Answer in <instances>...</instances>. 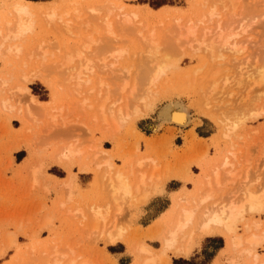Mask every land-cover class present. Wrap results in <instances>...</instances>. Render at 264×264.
Listing matches in <instances>:
<instances>
[{
	"label": "rangeland",
	"instance_id": "rangeland-1",
	"mask_svg": "<svg viewBox=\"0 0 264 264\" xmlns=\"http://www.w3.org/2000/svg\"><path fill=\"white\" fill-rule=\"evenodd\" d=\"M116 1H119V3H122L124 5V11L127 12L129 10V13L130 11H135L138 16H136L137 18H135L136 21L140 20L139 23H144V25H142L141 27V25H137L138 22L135 24L138 26H136V28L133 27L134 24L133 26L129 25V27H133L138 30L136 31L135 29H133L137 32H135L137 34L136 36H134V33L132 34L130 32L132 30L128 27L130 31H127L128 29H125L126 31L124 32L122 31L121 34L123 37L121 36L122 38L120 37L117 42H115L116 40H111V42H114L112 43L114 44L113 46L111 42L108 43L109 46H112L109 48V50L101 49L100 51H98V53L104 51V56H107L105 57V60H110L108 62L104 61V64L106 65L102 64V59L100 58L98 53V57H96L97 55L95 53L93 54L88 51L87 57H90V54H92V57L90 58L94 65L91 64L93 65V68H91L92 70L87 69L88 71H84L87 76L86 74H82V81L78 80V83L80 85L78 83L76 84V79L71 81L67 80V72L66 70H64V68L62 69L60 66H58L60 65L58 62L61 61L60 59L62 57L61 53H63V47L64 49L69 48L70 42L72 40L74 42L76 41L77 43L80 42V40H84V34H87L88 30L91 29L92 24L90 23V26L87 27L89 29H87L84 28L81 22H84L83 20L88 19L84 17L85 15L87 17L89 6H97V4L99 5L102 0H55L54 2H49V5L51 4V6L53 5L55 8H57V12L63 16V19H66L67 17L71 20L73 18L74 22L72 20H69L70 31L65 29V26L63 25V23L65 22L61 23V20L58 21L56 19L53 21L59 27L56 25L55 27L53 21L51 20L54 26L52 28V25H50V21L48 20L50 23L49 24L46 19H43L41 17V14L39 15L40 22H38V20L34 26V32L30 36L31 39L28 37V39L23 44L24 48H22L21 50L23 52L19 53L18 55H0V100L7 98V104H10L9 106L6 105V107L3 106L2 102L0 101V248L7 245L8 235H12L15 238V244L11 247H6L4 254L0 256V264H41V262L42 264H44L43 260L41 261L43 255L45 253L47 255L48 253H51V255L49 256H52L55 250H65V252L63 253H67V257H75L78 254L77 259H86L85 261L87 263L89 262L88 264H142L141 259H144L146 254L137 249L139 248V245H148L153 248L154 252L157 250L159 252V250H161V237L164 236V233L165 235L167 234L166 231L168 229V226L163 222L161 223L159 219L160 217L162 218V216H164L166 210L172 202V198L180 193H186L189 188L192 187L191 180L201 172V168L199 167L198 163L204 162L205 160L215 159L220 154H224V152L226 153L231 151L233 153L234 156L232 159L234 164H236L233 167L235 168L234 171L238 173L237 179L229 183L224 188L225 194H227V192H230L232 189V191L236 190L239 185L242 186V179L243 181L244 179H246V186H248L247 188L251 189L252 191H259L261 190V186L263 187L264 185L262 184L264 182V95L262 94V92L264 90L262 92H258L257 90L260 88H258L256 84L255 86H251V84L255 83V77H253V75L256 76V74H253L254 67L252 65L254 56L256 59H259L263 56V54L261 53L263 52L262 50H264V0H233L232 4H236L234 6L235 8L230 6V1L229 3H227V1L225 5L216 2L214 3V5L216 6L215 14H218L212 17L207 14L208 6L211 5L208 0H206L205 4L203 3L205 0ZM72 2L74 6H77L78 9L80 8V10L77 9L76 11L74 10V12V6H72ZM208 3L209 5H207ZM84 7L87 8L86 11ZM70 8L71 14L67 15L64 10L67 11ZM232 8H234V10ZM0 13H2L1 10ZM204 13L205 17L203 19L205 21H207L208 17V23L206 22L205 25L211 27H213V24L217 21V19H220L221 25H224L226 23L224 25V28L226 25L228 27L230 23H232V28H234L235 26L239 27L245 24L247 26L249 24V26H247V29L250 30L246 29L247 33L243 32V35L241 34V36L234 40L240 41V43L242 42L243 45L245 44L244 52L242 54H231L229 51L224 50L223 53L220 52V55H218L222 59L218 58V56L217 58H210V56L208 57V55L205 56V53H202V51L199 52L200 50L196 52L194 49L193 52V49L189 48L188 45L181 44L183 46H181V48H178L179 56L177 55V52H173V56L175 54V58L179 57L177 58L178 69H171L172 71L166 70L160 76L159 80H157L156 83H159H154V86H150L151 89L149 90V92L155 91L157 93L155 96L156 99L154 101L155 103L153 108L149 110L145 115L136 117L132 122L122 121V123L120 124V121L117 120L116 123L118 122V124L122 126H119V129H116V132L115 130H113L115 129L114 127H117L115 126L116 123L113 124L114 126L111 123H107L108 125L105 123L107 125L106 126L104 124V121L100 119L101 116H99L100 112L98 104L100 105V101H102V98H104L103 95H107V97L109 96V99H107L108 101H106L107 103H112L116 101V99V103H123V97H126L128 95L129 89L126 91L127 95L126 92H123L125 95L123 93L119 94V92H117V85H119L120 81H122L123 78L127 80V82L129 81L128 83L133 82L130 81L131 79L135 78L134 82L137 80V78L134 76L135 73H131L137 72L132 68L135 67L136 62L138 63V61H136L139 55L137 54V52L139 51V47L142 46L141 42L139 40L137 41V39L140 38L137 37L140 33L139 29L143 30L141 31L142 33L147 34L149 31L148 29L152 28L155 31V34H157L156 36H159L158 39L161 42V40H166L168 38L167 36H169L164 34L167 33V28L169 26H173L174 22H176V20L178 19L179 23H187L188 20H191L195 24H198V28H201L199 26H202L203 24L201 23L200 25V23H198L199 21L197 22L196 20L200 18L201 14L204 15ZM64 14H66V16ZM175 17L177 19L173 21L172 18L175 19ZM178 17H180L181 19ZM244 17L245 19L243 20L242 18ZM247 18H249L250 22L249 20H247ZM43 20H46L45 22H47L48 25L47 23L45 25ZM242 20L244 21V23H241ZM251 20L253 23L251 22ZM58 22L61 23V26ZM40 23L42 24V26ZM71 23H76L73 25H76V30L77 26L80 29L82 28L83 30H79L78 28L77 32L74 27H72ZM79 23H81V27L79 26ZM44 25L47 27H45ZM60 27L64 29L65 34L64 31L62 32ZM58 31H61L64 36ZM76 32L77 34L75 35ZM70 33H73V35H69ZM129 33L131 34L129 35ZM61 36L63 37L61 38ZM128 36L130 37L128 38ZM29 40H31L30 44L28 42ZM119 40L122 41L120 42ZM127 40L129 41V43ZM101 41L102 43L103 41L105 42L106 38L102 39ZM67 42L69 44H67ZM138 43L141 46H139ZM38 44H42L41 47L43 46L44 49H47V54L44 55V53L39 50L37 46ZM71 44L74 45L73 42H71ZM34 45H36V47ZM116 46H123L128 48V52H130L129 54L136 52L135 55L137 54V58H135L136 56L134 54L129 56L128 53H125V55H123L121 59L119 57L116 58L113 56H109V53L108 55L107 53L105 54V52L110 51V49L112 50L116 48ZM32 47L36 52L37 50L38 52H40H37L36 55H33V50L31 54L29 50L30 48L32 50ZM91 50L92 49H90V51ZM40 53H42L43 55ZM256 53L259 55L261 54V56H256ZM28 55H30L31 57L29 56V58ZM101 55L103 54L101 53ZM244 55L248 56L245 58ZM230 56L234 57L231 58ZM97 58L99 61L97 60L96 62L95 59ZM115 58L118 61L114 62ZM249 58H251V60ZM48 63L50 65H48ZM137 63L135 68H138ZM238 63L239 65H236ZM45 65H48V67ZM42 66H44V68ZM123 66L128 74H126V72L124 71ZM126 66L129 67L128 70H126ZM45 67H47V69H45ZM241 67H243L242 69L245 72L240 69ZM60 68L65 72L63 71V73ZM112 68L115 73L118 72V74L115 75L114 71H112ZM130 69L132 70V72ZM215 69L219 70L216 71ZM120 70L123 72H121ZM29 71L33 72V74L36 73L35 71H37V73L39 71V74H36L35 76ZM139 72L140 70H138V73L135 75L137 76ZM141 73L142 72H140V74ZM244 73H246L247 75ZM250 73L253 75H251ZM28 74H32L30 76L34 78L30 77ZM44 74H46L48 77ZM240 74L243 75V78ZM131 75L134 76V78ZM249 75H251V77H253L254 79L250 78ZM23 76H26L27 78L30 77L29 82H27L28 80L22 81ZM42 78H44V81ZM86 78H88L89 80L86 81ZM96 78L100 79H98V82H102L100 86L98 83L96 84ZM213 78L215 81H211V79ZM102 79L104 82L102 81ZM223 79L225 81H223ZM2 80H5L7 82H5V84H2ZM167 80H169L168 82L171 83L169 84ZM229 80L233 81L229 82ZM210 82H213L214 84L211 85ZM223 82L227 87L224 86ZM161 84L165 85L161 86ZM215 84L217 87H214ZM22 85H25V87H27L28 89L27 93L26 91H24L26 94L23 91H21L23 93H20V90L18 91L19 86L23 87ZM249 85L251 87H249ZM98 86L100 87V89L98 88ZM15 88L17 91L15 90ZM215 88H217L218 91ZM98 89L100 91H97ZM214 90H216V92ZM249 90L251 91L249 92ZM9 91H12L11 93H13V95L11 94V97ZM107 91L112 93L110 94ZM260 92L262 94L261 97L259 96ZM254 94L259 97L257 98ZM26 95L28 96V99ZM30 95L33 96V99L31 100ZM218 95L220 98L218 97ZM127 97H129V95ZM28 100H30L29 103L27 102ZM170 101L178 103L179 106H181L180 108H183L186 111V115L188 116L189 121L183 126H177L175 132L174 130L171 132L167 130L168 127L171 126V123L167 121V123L161 122L160 118H158L157 116L158 109L164 106L166 102ZM107 103H105V109L103 108L105 112H107L106 109H108L106 108ZM217 104H219L220 106ZM27 105L28 108L30 106L32 108L30 107L29 109H27ZM109 105L112 106L113 104H107V106ZM211 106L213 107L211 108ZM261 106H263V108ZM31 109L32 111H29ZM253 111H255V114H259L255 115L253 114ZM30 112L31 114H29ZM225 112L227 114H225ZM231 113H233V115ZM243 114H246V117L244 115L245 120L243 119V121H241L242 118H244ZM217 117L220 118L218 119ZM238 118H240L241 120ZM236 120H238L237 122L240 121L239 124L237 122L235 123ZM219 121L221 122L219 123ZM226 121H228L230 124ZM231 121L233 123L232 126ZM153 125H158L157 130L155 129L154 131V129L152 128ZM227 126L230 128L232 127L231 129L229 128L230 130H232L234 127L235 129H233L230 133L229 129H227ZM133 127L135 130L133 129ZM136 130L138 131V134ZM189 131H191V135L190 133L188 134ZM221 132H223V134ZM192 133H195L194 135L197 136L198 139H200L196 142V144L194 139L191 140ZM78 142L80 143V145L78 144ZM69 143H75L76 145H74L79 148L81 146L80 149L82 150L81 153L73 159V163L70 166L71 169L69 168L70 172L66 170L68 169L67 167L58 164V162L55 160L58 154V152L56 151L63 150L61 149V147L63 146L64 148V145H69ZM193 143L195 146L193 145ZM99 147L106 149L105 152L107 154H105V152H101L100 155ZM94 150H98L97 152H99V154ZM53 152L56 154H54ZM43 156L45 157L44 160L42 158ZM93 156L96 157L94 158ZM140 156H142V159H146L147 162L143 160L144 165L142 164V167L139 166L137 168L135 164L139 158L141 159ZM148 156L149 160L154 159L153 162L148 161V158H146ZM103 157H105V159L106 157L108 159H112L114 167H112L111 174H113L115 169L122 172L124 171V173L126 175L128 174L129 177L130 175H132V183L133 181L134 183H136V178L133 177L137 175V173H139V170H145V174L152 172L153 174L151 175L153 176H151V178H147L149 180L152 179L157 182L160 180V178H162L163 173L165 172L167 174L169 173V170L170 172H176L178 174V177L167 178L165 181H163L162 184L158 185L159 187L156 186V188H151L153 182L152 180L149 181L148 179H145L146 182L143 185L144 188H151V191L153 192H150L147 200L136 202V199L133 198H137V196H128L127 200L123 199L121 203L120 198L119 202L121 203V205L119 202L118 205H120V208L122 210L120 208H117V210L115 211L116 208L114 205H116V207H118V205L116 204V201L111 202V199L113 197L111 198V196L107 194L109 193L108 190L110 191V187L105 181H103L107 180V178H105L104 176L106 174L105 170L107 167L104 165V170V168L101 166V169L104 170L105 174L103 173V170L101 171L100 165L96 167L97 172H95V166L98 165L99 161L100 164L104 160ZM38 158H40L41 160ZM78 158H80V160H78ZM95 161L97 162L95 163ZM37 162L38 166L41 165V169L37 173V175L33 177L30 171L33 167H31L32 165L30 164L36 165ZM151 163H153L154 165H158L156 166V168L158 169V171H156L157 174H154L155 171L151 169L149 170V168H152ZM145 164H147V167L145 166ZM80 165L82 166V168H78V166ZM35 167H37V165ZM130 167L131 171L133 168L134 172L132 171V173L134 174V176L133 174H129L130 171H128V169L130 170ZM68 172L69 174H73L74 176L72 178L73 184L70 186L61 183L65 179H67V175H69L67 174ZM101 172L103 175L101 174V177H99V173ZM107 172L110 173V169ZM111 174L109 175L111 176ZM187 174H190V177H188ZM154 175H158V177L155 178H159V180H156L154 178ZM261 175L263 177H261ZM106 176L108 175L106 174ZM192 176H194V178ZM252 177H254L255 179ZM146 183L148 184V186L146 185ZM103 184L105 185V188ZM237 184L238 187H236ZM65 185L67 187H71L68 189L73 190L71 192L72 194L70 193L71 190H68L66 187H62ZM106 187L109 188L106 189ZM104 189H106L107 191ZM136 195L139 196V194ZM105 203L108 206H105ZM97 206L100 207L101 212L103 211L102 214H104V217H107L103 219V227L101 225L102 223L98 222L96 224L97 230H95V232H92L94 229H96V225H94V229H91V227L93 228V225L91 226V224H94V222L93 220H91L92 215L90 214V210L93 211V209H95V207ZM119 209L123 212L122 213L120 211L122 214L119 213ZM104 211H106L107 213ZM114 211L116 214L114 213ZM87 214H89L90 216ZM254 216L258 218L261 223L264 222V212L259 214V216L253 215L248 217ZM88 217H90L91 219ZM112 220L115 221L113 222ZM159 221L161 224L159 223ZM110 222H112L113 224ZM106 223L107 230H109V226L111 227L114 224V228H112L113 230L117 225L119 226V230L120 227L121 230H123L120 231L122 232L121 238H119L113 244H109L106 241ZM261 227H264V223ZM98 231H101L100 234ZM238 231L243 232L242 226L239 227ZM137 251H139L140 253ZM256 251L259 254L258 258L260 257L258 260H264V242L257 248ZM229 252L231 253V256L229 255ZM244 254L246 253L239 252L237 249L226 247L225 238L219 233L203 236L201 239L197 240L186 256L175 255L171 252H167V255L170 259L169 264H234L235 261L237 262L235 264H238L239 262L240 264H250V261L252 262L251 256L247 254L244 256ZM37 256H40V259H37ZM228 256H230L231 258L229 257L230 259H228ZM232 258L236 260H232Z\"/></svg>",
	"mask_w": 264,
	"mask_h": 264
},
{
	"label": "bare ground",
	"instance_id": "bare-ground-1",
	"mask_svg": "<svg viewBox=\"0 0 264 264\" xmlns=\"http://www.w3.org/2000/svg\"><path fill=\"white\" fill-rule=\"evenodd\" d=\"M51 1H55V0H0V10L2 11V13H0V55L2 56V55H4V54H7V56H8V54H10V55H18L19 53H21V52H23V51H21L22 50V48H24L23 47V44H24V42L28 39V37L30 38V36L33 34V32H34V26H35V24L37 23V21L39 20V15H41L42 14V18L43 19H46L47 20V22L49 23V21H50V25H52L51 27L53 28L56 24L54 23V21L53 20H61V23L62 22H65V23H63V25L65 26V29H67L68 31H70V21L72 20L73 21V18L70 20L69 18H67L66 17V19H63L62 17V15L61 14H59L58 12H57V8H55L53 5L51 6V4L49 5L48 3L49 2H51ZM76 1V0H75ZM85 1H87V0H85ZM202 1H204V0H202ZM209 1V3H211V5H209V3L207 4V5H209L208 6V11H207V14L209 15V16H214V15H217V14H215V8H216V6L214 5V3H216V2H219V3H221L222 5H225L226 4V2L227 3H229V1H230V3H231V5L230 6H232V7H234L235 5H234V3L232 4V2H233V0H208ZM235 1V0H234ZM52 2V3H53ZM63 2V1H62ZM80 2V1H79ZM205 2H206V0L203 2L204 4H205ZM65 3V2H64ZM85 3H87V2H85ZM202 3V2H201ZM212 3H213V5H212ZM236 3V2H235ZM59 4V3H58ZM72 4H73V2H72ZM69 5H71V4H69ZM79 5H80V3H79ZM86 5V4H85ZM90 5V4H89ZM62 6V5H61ZM72 6H74V4L72 5ZM83 6V5H82ZM60 7V6H59ZM58 7V8H59ZM80 7V6H79ZM224 8V7H223ZM235 8V7H234ZM234 8H232L233 10H234ZM66 9V8H65ZM78 8H77V6L75 7L74 6V8H73V11L75 10H77ZM82 9V8H81ZM84 9H85V11L87 10V8H85L84 7ZM89 11H87V17H86V15H85V17L84 18H88V19H85V20H83L84 22H81V20H80V22L83 24V26H84V28H87L88 26H90V23L92 24V26H91V29L90 30H88V32H87V34H84L85 36L83 37L84 38V40L83 41H81L80 40V42H74L73 40L71 41V42H73L74 43V45L73 44H71V42H70V45H69V48H67V49H64V47L62 48L63 49V53H61L62 55V57H61V61L60 62H58L60 65H58V66H60L62 69L64 68V70H66V72H67V80H69V81H71V80H75L76 79V84L79 82V81H82V74H86V73H84V71H86L87 69H90V70H92L91 68H93V63H92V60H91V58L90 57H92V54H90L91 56L90 57H87L88 55H87V53H88V51L89 52H91V53H95L96 55V57H98V54H99V56H100V58L102 59V64L103 65H106V64H104V61H106V62H108V61H110V60H105L106 58L105 57H107L106 55L104 56V51L102 52H99L98 53V51H100L101 49L103 50V49H106V50H109V48L110 47H112L114 44H112V43H114V42H111V40L112 41H114V40H116L115 42H117L118 41V39L122 36V34H121V32L123 31H126L125 29H128L127 31H130V29L133 31H130L132 34L134 33L135 35L134 36H136L137 34V32L136 31H138V30H136L135 28H136V26L137 25H141V27H142V25H144V23H139L140 22V20H137L136 21V19L135 18H137L138 16H137V14L135 13V11L134 12H131L130 11V13L127 11H124V5L122 4V3H119V1H116V0H102V2L98 5L97 4V6H92V5H90L89 6ZM220 9V8H219ZM63 10V9H62ZM78 10H80V8L78 9ZM121 10V11H120ZM224 10H226V9H224ZM223 10V11H224ZM61 11V10H60ZM65 11V13L68 15V14H71L70 13V11H71V8L69 9V10H64ZM74 11V12H75ZM84 11V10H83ZM105 11V12H104ZM63 12V11H62ZM232 12V11H231ZM132 13V14H131ZM66 14H64L65 16H66ZM130 14V15H129ZM226 14V13H225ZM89 16V17H88ZM137 16V17H136ZM45 17V18H44ZM205 17V13H204V15L203 14H201V16H200V18L199 19H197L196 21L198 22V23H200V25H201V23L203 24L202 26H199V27H201V28H198V24H195L194 22H192L191 20L189 21H187V23H185V22H183V23H179V19L178 20H176L177 18L175 17V19H173L172 18V20L174 21V20H176V22H174V25L173 26H169L168 28H167V33H164L165 35H169V36H167L168 38L166 39V36H165V39L166 40H161V42H160V40L158 39L159 38V36L157 37L156 35L157 34H155V31L151 28V29H148V30H145V31H148V33L147 34H144V33H142L141 31H143L142 29L140 30L139 29V35L137 36L139 39H137V41L139 40L140 42H141V44H142V46L139 44V46H141V47H139V51L137 52V54H139L138 55V58H137V54L135 55V53H132V54H129L130 52H128V48H126V47H118V46H116V48H114V49H110V51H108V52H105V54L107 53V55H108V53H109V56H113V57H116V58H120L121 59V57L123 56V55H125V53H128L129 54V56H131V55H135L136 57L135 58H137V60L136 61H138V63H137V66H138V68H135L136 67V63H135V69L134 68H132L133 70H135V71H137V72H132V70H131V74H137L138 73V70H140V72H142L141 74H140V72H139V74L136 76L135 74H134V76L137 78V80L134 82V80H135V78H134V76H132L134 79H129L130 81H133V82H130V83H128L127 82V80H125L124 78V80L122 79V78H120V79H122V81H120V83H119V85H117L116 87H117V92H119V94L120 93H123V92H126L128 89V95H129V97H127L128 95H127V92H126V97L124 96L123 97V100H124V102L123 103H121V102H119V103H116V101H117V99H116V101H114V102H112V103H107L106 101H108L107 99H109L108 97H107V95L105 96V95H103L104 96V98H102V101H100V105L98 104V106H99V112H100V115L99 116H101V118L100 119H102L103 121H104V124L106 123H111L112 125L113 124H115L116 123V121L118 120V121H120L119 123L121 124L122 123V121H125V122H127V121H133L136 117H141V116H143V115H145L149 110H151L152 108H153V106H154V101H155V99H156V92L154 91V92H149V90L151 89V87L150 86H154L153 84L154 83H156L157 82V80H159V78H160V76L166 71V70H171V69H174V68H176V69H178L177 67H178V65H177V61H178V59L177 58H179V57H177V58H175V54H174V56H173V52H177V55L179 56V53H178V51H179V49L178 48H181V46H183L184 44H186V45H188V47L189 48H191V49H193V52H194V49H195V51L197 52V51H199V52H201L202 51V53H205V56L206 55H208V57L210 56V58H213V57H216L217 58V56L218 55H220V52H222L223 53V51L225 50V51H229L231 54H242L243 52H244V50H245V44L243 45V43L241 44L240 43V41H234L236 38H238L239 36H241V34L244 32H246L247 30H250V29H247V26H249V24L246 26V24L245 25H241V26H235L234 27V25H233V27L234 28H232L231 26H232V23H230V25L227 27V25L225 26V28H224V25L226 24H224V25H221V21H220V19H217V21L213 24V27H211V26H207V25H205L206 24V22L208 23V17H207V21H205L203 18ZM70 18H71V16H70ZM74 18H75V15H74ZM83 18V19H84ZM91 18V19H90ZM178 18H180V17H178ZM252 18V17H251ZM41 19V18H40ZM181 19V18H180ZM216 19V18H215ZM243 20L245 19V17L244 18H242ZM45 20V21H46ZM49 20V21H48ZM53 21V23H54V26H53V23H52V21ZM70 20V21H69ZM242 20V22L241 23H244V21ZM247 20H249V18H247ZM44 20H43V22H44V24L46 25V23L47 22H45ZM172 21V22H173ZM194 21V20H193ZM240 21H241V19H240ZM254 21V20H253ZM38 22H40V20L38 21ZM74 22V21H73ZM138 22V24L137 25H135L136 23ZM171 22V23H172ZM196 22V23H197ZM249 22H250V20H249ZM251 22H252V20H251ZM48 23H47V25H48ZM59 24H60V26H61V23L60 22H58ZM81 23H79L80 25V27H81ZM170 23V24H171ZM184 23H185V25H184ZM237 23V22H236ZM253 23V22H252ZM41 24V23H40ZM72 24V23H71ZM74 24H76V23H73L72 24V27H74V29L76 30V25L75 26H73ZM132 24V25H131ZM133 24H134V26H133ZM183 24V25H182ZM251 24V23H250ZM44 25V26H45ZM49 25V26H50ZM129 25L130 26H133V27H135V28H131V27H129ZM172 25V24H171ZM237 25V24H236ZM41 26H42V24H41ZM56 26H58V25H56ZM55 26V27H56ZM167 26V25H166ZM45 27H47V26H45ZM44 27V28H45ZM59 27V26H58ZM130 29H129V28ZM138 27V26H137ZM141 27H139V28H141ZM144 27V26H143ZM147 27V26H146ZM171 27V28H170ZM36 28V27H35ZM61 28V27H60ZM59 28V29H60ZM78 26H77V30H78ZM164 28H165V26H164ZM163 28V29H164ZM46 29V28H45ZM51 29V28H50ZM82 29V28H81ZM80 28H79V30H81ZM87 29H89V28H87ZM133 29H135L136 31H134ZM144 29V28H143ZM146 29V28H145ZM247 29V30H246ZM61 30H62V32L64 31V29H62L61 28ZM76 30V31H77ZM83 30V29H82ZM165 30V29H164ZM163 30V31H164ZM199 30V31H198ZM201 30V31H200ZM67 31V32H68ZM58 32H60V33H62L61 31H58ZM57 32V33H58ZM78 32V31H77ZM77 32L75 33V35L77 34ZM136 32V33H135ZM162 32V31H161ZM60 33H59V36H60ZM69 33V32H68ZM131 33H129V35L131 34ZM146 33V32H145ZM163 33V32H162ZM243 33V34H244ZM247 33V32H246ZM64 34H65V31H64ZM78 34H80V33H78ZM126 34H127V32H126ZM242 34V35H243ZM35 35V34H34ZM62 35H63V33H62ZM69 35H73V33L71 34H69ZM64 36V35H63ZM63 36H61V38L63 37ZM124 36H125V34H124ZM161 36H162V34H161ZM103 37H105L106 38V41L104 42L103 41V43H102V39H105V38H103ZM123 37V36H122ZM121 37V38H122ZM126 37H127V35H126ZM130 36H128V38H129ZM244 37V36H243ZM35 38V37H34ZM33 38V39H34ZM163 38V37H162ZM162 38H160V39H162ZM245 38V37H244ZM31 39V38H30ZM53 39V38H52ZM64 39V38H63ZM81 39H82V37H81ZM164 39V38H163ZM62 40V39H61ZM239 40H241V39H239ZM261 40V39H260ZM101 41V42H100ZM120 42L122 41V40H119ZM128 41V40H127ZM162 41H164V42H162ZM29 42V44H30V42H31V40H29L28 41ZM28 42H26V43H28ZM63 42V41H62ZM62 42H61V44H62ZM109 42H111V44H112V46H109ZM123 42H124V40H123ZM257 42V41H256ZM43 43V42H42ZM126 43V42H125ZM128 43H129V41H128ZM251 43V42H250ZM259 43V42H258ZM263 43V42H262ZM45 44V43H44ZM43 44V45H44ZM67 44H69L68 42H67ZM123 44V43H122ZM181 44H183V45H181ZM42 45V44H41ZM41 45L40 44H38L37 46H38V48H39V50H41V52L42 53H44V55L45 54H47L46 53V50L47 49H44L43 48V46L41 47ZM124 45V44H123ZM35 47H36V45H34ZM33 46V47H34ZM127 46V45H126ZM129 46V45H128ZM33 47H32V50H31V48H30V53L31 52H33V50H34V52H35V54H34V52H33V55H36V53L38 52V50H37V52L35 51V49H33ZM47 47H48V45H47ZM118 47V48H117ZM188 47H187V49H188ZM176 48V49H175ZM258 48V47H257ZM61 49V50H62ZM90 49H92L91 51H90ZM255 49V48H254ZM2 50H3V52H2ZM175 50V51H174ZM177 50V51H176ZM130 51V50H129ZM181 51V50H180ZM255 51V50H254ZM263 52L261 53L260 51V53L261 54H263V56L262 57H260L259 59L257 58H255V56H254V61H253V63H252V65H253V67H254V73L253 74H256V76L255 75H253V74H251V75H253V77H255V80H254V84H251V86H255V84L257 85V87L258 88H260V89H258L257 91L259 92V91H263L264 90V50H262ZM6 52V53H5ZM40 52V51H39ZM38 52V53H39ZM132 52V51H131ZM29 53V54H30ZM42 53H40V54H42ZM98 53V54H97ZM101 53L103 54V55H101ZM181 53V52H180ZM183 53H184V51H183ZM27 54H28V52H27ZM26 54V55H27ZM32 54V53H31ZM30 54V55H31ZM230 54V55H231ZM261 54L259 55V54H257L256 53V56L258 55V57L259 56H261ZM21 55V54H20ZM30 55H28V57L30 56ZM32 55V56H33ZM43 55V54H42ZM254 55V54H253ZM225 56V55H224ZM245 56V55H244ZM248 55H246L245 56V58L247 57ZM31 57V56H30ZM29 57V58H30ZM45 57V56H44ZM94 57V56H93ZM126 57H128V56H126ZM125 57V58H126ZM231 58L232 57H234V56H230ZM229 57V58H230ZM2 58V57H1ZM116 58H115V61L114 62H116V61H118V60H116ZM218 58H221V57H219L218 56ZM241 58V57H240ZM16 59H17V57H16ZM108 59H110V58H108ZM222 59V58H221ZM235 59V58H234ZM242 59V58H241ZM250 60H251V58H249ZM23 60V59H22ZM96 60V62H97V60H98V58L97 59H95ZM112 60V59H111ZM208 60H209V58H208ZM212 60V59H211ZM237 60V59H236ZM24 61V60H23ZM47 61V60H46ZM99 61V60H98ZM94 62V61H93ZM105 62V63H106ZM226 62V61H225ZM232 62H233V60H232ZM235 62V61H234ZM238 62V61H237ZM236 62V63H237ZM252 62V61H251ZM250 62V63H251ZM24 63V62H23ZM95 63V62H94ZM110 63V62H109ZM131 63V62H130ZM134 63V62H133ZM240 63V62H239ZM239 63L238 64H236V65H239ZM25 64V63H24ZM47 64V63H46ZM52 64V63H51ZM57 64V63H56ZM91 64H93V65H91ZM98 64V63H97ZM97 64H95V65H97ZM111 64H112V62H111ZM115 64V63H114ZM113 64V65H114ZM118 64V63H117ZM219 64V63H218ZM217 64V65H218ZM222 64V63H221ZM231 64H234V63H231ZM244 64H246V63H244ZM248 64V63H247ZM48 65H50L49 63H48ZM48 65H45V66H47L48 67ZM100 65H101V63H100ZM110 65V64H109ZM112 65V66H113ZM130 65H132V64H130ZM130 65H128V66H130ZM134 65V64H133ZM53 66H55V65H53ZM52 66V67H53ZM92 66V67H91ZM115 66V65H114ZM214 66V65H213ZM43 68H44V66H42ZM47 67H45V69H47ZM50 67V66H49ZM104 67V66H103ZM103 67H101V68H103ZM127 67V66H126ZM132 67V66H131ZM237 67V66H236ZM240 67V66H239ZM13 68H14V66H13ZM58 68V67H57ZM60 68V69H61ZM107 68V67H106ZM110 68V67H109ZM117 68V67H116ZM119 68V67H118ZM128 68L129 67H127V69L126 70H128ZM199 68V67H198ZM238 68V67H237ZM243 67H241L240 69L241 70H243L242 69ZM245 68H247V67H245ZM21 69V68H20ZM44 69V70H45ZM49 69V68H48ZM61 69V71L63 72L64 70H62ZM115 69V68H114ZM123 69H124V66H123ZM138 69V70H137ZM201 69V68H200ZM212 69H214V68H212ZM253 69V68H252ZM251 69V70H252ZM41 70V69H40ZM39 70V71H40ZM109 70V69H108ZM129 70V71H130ZM216 70V69H215ZM219 70V69H218ZM218 70H216V71H218ZM240 70V71H241ZM250 70V71H251ZM31 71V70H30ZM29 71V72H30ZM32 71H34V70H32ZM39 71H38V73H37V71H35L34 73L35 74H33V72H30V73H32L33 75H35L36 76V74H39ZM47 71V70H46ZM49 71V70H48ZM88 71V70H87ZM112 71H114L113 70V68H112ZM121 71V70H120ZM120 71H119V73H120ZM124 71H125V69H124ZM172 71V70H171ZM175 71V70H174ZM213 71V70H212ZM244 71V70H243ZM247 71V70H246ZM22 72V71H21ZM45 72V71H44ZM65 72V71H64ZM63 72V73H64ZM90 72V71H89ZM121 72H123V71H121ZM126 72V71H125ZM125 72H124V74H125ZM236 72H237V70H236ZM238 72H239V70H238ZM242 72V71H241ZM245 72V71H244ZM249 72V71H248ZM28 73V72H27ZM48 73V72H47ZM46 73V74H47ZM51 73V72H50ZM111 73V72H110ZM114 73H115V71H114ZM25 74V73H24ZM32 74H30V75H32ZM46 74H44L45 76H47ZM49 74V73H48ZM66 74V73H65ZM94 74V73H93ZM98 74V73H97ZM116 74H118V72L117 73H115V75ZM126 74H128L127 72H126ZM216 74H217V72H216ZM244 74H246V73H244ZM22 75V74H21ZM29 75V74H28ZM29 75V76H30ZM43 75V76H44ZM62 75H64V74H62ZM99 75V74H98ZM97 75V76H98ZM111 75V74H110ZM114 75V76H115ZM121 75V74H120ZM240 75H242V74H240ZM247 75V74H246ZM251 75H249L250 76V78H252V79H254L253 77H251ZM28 76V77H29ZM44 76V77H45ZM86 76H87V74H86ZM123 76V75H122ZM212 76H213V74H212ZM216 76V75H215ZM248 76V77H249ZM30 77H32V76H30ZM29 77V78H30ZM40 77H41V74H40ZM48 77V76H47ZM46 77V78H47ZM125 77V76H124ZM187 77V76H186ZM225 77H227V76H225ZM231 77V76H230ZM235 77V76H234ZM238 77V76H237ZM27 77L25 76H23V80L22 81H26V80H28L27 82H29V78H27ZM32 78H34V77H32ZM113 78V77H112ZM215 78V77H214ZM214 78L213 79H211V81H215L214 80ZM241 78V77H240ZM239 78V79H240ZM242 78H243V75H242ZM8 79H9V77H8ZM43 79V81H44V78H42ZM50 79V78H49ZM81 79V80H80ZM85 79V78H84ZM87 80L86 81H88L89 79L88 78H86ZM91 79V78H90ZM97 79V78H96ZM99 79V78H98ZM98 79H97V82H96V84L98 83L99 84V86L101 85V83L102 82H98ZM186 79V78H185ZM227 79H229V78H227ZM226 79V80H227ZM48 80V79H47ZM66 80V81H67ZM79 80V81H78ZM100 80V79H99ZM119 80V79H118ZM117 80V81H118ZM219 80V79H218ZM237 80V79H236ZM241 80V79H240ZM239 80V81H240ZM245 80H246V78H245ZM3 81V80H2ZM102 81H103V79H102ZM169 80H167V82H168ZM223 81H225L224 79H223ZM228 81V80H227ZM226 81V82H227ZM231 81H233V80H231ZM230 80H229V82H231ZM5 82H7V81H3L2 82V84H5ZM104 82V81H103ZM164 82V81H163ZM217 82V81H216ZM228 82V83H229ZM235 82H237V81H235ZM246 82H249V81H246ZM1 83V82H0ZM117 83V84H118ZM131 83H133V84H131ZM159 83V82H158ZM158 83H156V84H158ZM162 83V82H161ZM169 83V82H168ZM171 83V82H170ZM169 83V84H170ZM211 83V82H210ZM224 83V82H223ZM234 83V82H233ZM240 83V82H239ZM253 83V82H252ZM79 84V83H78ZM103 84H106V83H103ZM102 84V85H103ZM115 84V83H114ZM131 86H130V85ZM175 84V83H174ZM208 84H209V82H208ZM212 84H214L213 82L211 83V85ZM218 84V83H217ZM227 84V83H226ZM80 85V84H79ZM129 85V86H128ZM163 85H165V84H163ZM162 84H161V86H163ZM173 85V84H172ZM240 85V84H239ZM246 85V84H245ZM3 86V85H2ZM23 86V85H22ZM98 86V88L100 89V87ZM224 86H225V83H224ZM230 86V85H229ZM250 85H249V87H251ZM94 87V86H93ZM92 87V88H93ZM108 87V86H107ZM115 87V88H116ZM165 87V86H164ZM214 87H217L216 86V84L214 85ZM225 87H227V86H225ZM232 87V86H231ZM248 87V88H249ZM208 88V87H207ZM247 88V89H248ZM254 88V87H253ZM97 90V91H100V90ZM107 89H111V88H107ZM152 89H154V88H152ZM166 89V88H165ZM216 90H217V88H215ZM255 89H257V88H255ZM15 90H16V88H15ZM14 90V91H15ZM20 90V91H19ZM27 87H25V85L23 86V87H20L19 86V88H18V91L20 92V93H23L24 91H26V93H27ZM119 90V91H118ZM216 90H214L215 92H216ZM225 90V89H224ZM252 90H254V89H252ZM13 91V90H12ZM12 91H9V94H10V97H11V94L13 95V93H11ZM17 91V90H16ZM21 91H23V92H21ZM145 91V92H144ZM218 91V90H217ZM248 91V90H247ZM251 90H249V92H250ZM256 91V90H255ZM254 91V92H255ZM256 91V92H257ZM53 92V91H52ZM107 92H109V91H107ZM255 92V93H256ZM261 92H260V97L262 96V94L264 95V91L262 92V94H261ZM15 93V92H14ZM25 93V92H24ZM25 93V94H26ZM110 94L112 93V92H109ZM163 93H164V91H163ZM220 93V92H219ZM246 93H248V92H246ZM25 94H23V95H25ZM105 94H106V92H105ZM108 94V93H107ZM124 94V93H123ZM215 94V93H214ZM222 94V93H221ZM229 94V93H228ZM258 94V93H257ZM29 95V94H28ZM125 95V94H124ZM210 95V94H209ZM213 95V94H212ZM253 95V94H252ZM256 97H257V95L256 94H254ZM15 96V95H14ZM27 96V95H26ZM217 96V95H216ZM254 96V97H255ZM258 96V97H259ZM18 97V96H17ZM24 97V96H23ZM122 97V96H121ZM218 97H219V95H218ZM244 97H246V96H244ZM257 97V98H258ZM125 98V99H124ZM212 98V97H211ZM220 98V97H219ZM264 98V97H263ZM262 98V99H263ZM17 99H19V98H17ZM27 99H28V96H27ZM31 99H33V96L32 95H30V100ZM119 99V98H118ZM204 99V98H203ZM30 100H28L27 102L29 103V101ZM1 102H2V105L3 106H6V105H8L7 103H8V100H7V98L6 99H1L0 100ZM111 101H113V100H111ZM159 101V100H158ZM264 101V100H263ZM0 102V103H1ZM26 102V101H25ZM32 102H33V100H32ZM36 102V101H35ZM34 102V103H35ZM39 103V102H38ZM105 103H107V104H113L112 106H107V104H106V108H108V109H106L107 110V112H105V110H103V108H104V106H105ZM204 103V102H203ZM211 103V102H210ZM241 103V102H240ZM263 103V102H262ZM10 105V104H9ZM8 105V106H9ZM31 105V104H30ZM29 105V106H30ZM36 105V104H35ZM209 105V104H208ZM217 105H219V104H217ZM223 105V104H222ZM221 105V106H222ZM225 105V104H224ZM241 105V104H240ZM248 105V104H247ZM251 105V104H250ZM26 106V105H25ZM32 106V105H31ZM30 106V107H31ZM38 106H39V104H38ZM213 106H214V104H213ZM213 106H211V108L213 107ZM220 106V105H219ZM218 106V107H219ZM7 107V106H6ZM29 107V108H30ZM41 107V106H40ZM39 107V108H40ZM181 106H179V104L178 103H176V102H173V101H170V102H166L165 104H164V106H162V107H160L159 109H158V113H157V116H158V118H160V121L161 122H169V123H171V126H169L168 127V129L167 130H169L170 132L171 131H173L174 130V132H175V129L177 128V126H183V125H185V124H187L189 121H188V116L186 115L187 113H186V111L183 109V108H180ZM205 107H206V105H205ZM257 107V106H256ZM262 108H263V106H261ZM10 108H12V107H10ZM28 108V105H27V109H29ZM32 108V107H31ZM231 108V107H230ZM236 108H238V107H236ZM254 108V107H253ZM105 109V108H104ZM216 109V108H215ZM229 109V108H228ZM252 109V108H251ZM255 109V108H254ZM259 109V108H258ZM257 109V110H258ZM25 110H26V108H25ZM58 110V109H57ZM230 110V109H229ZM253 110V109H252ZM256 110V109H255ZM29 111H32V109L31 110H29ZM98 111V110H97ZM220 111V110H219ZM232 111V110H231ZM230 111V112H231ZM236 111V110H235ZM249 111V110H248ZM247 111V112H248ZM254 113L253 114H255V111H253ZM256 112H258V111H256ZM229 113V112H228ZM234 113V112H233ZM233 113H231L232 115H233ZM251 113H252V111H251ZM29 114H31V112L29 113ZM219 114H220V112H219ZM225 114H227L226 112H225ZM250 114V113H249ZM257 114V113H256ZM255 114V115H256ZM259 114V113H258ZM257 114V115H258ZM238 115H240V114H238ZM244 115H245V117H246V114H243V117H244ZM252 115V114H251ZM99 116H98V119H99ZM224 116H227V115H224ZM55 117V116H54ZM222 117V116H221ZM245 117L244 118H242V120L240 119V118H238V119H240L241 121H243V119L245 120ZM250 117V116H249ZM52 118H53V116H52ZM191 118V117H190ZM218 118V117H217ZM220 118V117H219ZM218 118V119H219ZM217 119V120H218ZM226 119H227V117H226ZM101 120V121H102ZM221 120H223V119H221ZM235 120V119H234ZM238 120H236L235 121V123L237 122ZM125 122H123V123H125ZM166 122V123H167ZM221 121H219V123H220ZM226 122H228V121H226ZM240 122V121H239ZM239 122H237L238 124H239ZM229 123V122H228ZM231 123H232V121H231ZM105 124V125H106ZM110 124V125H111ZM118 122L115 124V126H117V127H114L115 129H113V130H115V132H116V129H119L118 127L120 126H122V125H120V124H118ZM159 124V123H158ZM230 124V123H229ZM237 124V125H238ZM108 125V124H107ZM106 125V126H107ZM233 125V123L231 124V126ZM237 125H234V126H237ZM114 126V125H113ZM133 126V125H132ZM225 126H226V124H225ZM157 127H158V125L156 126V125H153V129H154V131H155V129L157 130ZM230 127H228L227 126V129H229ZM232 128V127H231ZM230 128V129H231ZM133 129H134V127H133ZM226 129V128H225ZM229 129V131H230V133H231V131L233 130V129H235V127L232 129V130H230ZM135 130V129H134ZM118 131V130H117ZM137 131V130H136ZM153 131V132H154ZM192 131V130H191ZM191 131H189L188 132V134L191 132ZM193 132V131H192ZM224 132H226V131H224ZM222 134H223V132H221ZM137 134H138V131H137ZM195 134V133H194ZM193 133H192V139L191 140H193L194 139V141H195V144H196V142L198 141V140H200V139H198L197 138V136H195ZM190 135H191V133H190ZM139 136H140V134H139ZM223 136V135H222ZM225 136V135H224ZM229 136V135H228ZM234 136V135H233ZM226 138H227V136H226ZM229 138V137H228ZM74 141V140H73ZM187 143V142H186ZM222 143V142H221ZM67 144V143H66ZM75 144V143H74ZM73 143H69V145H64V148H63V146L61 147V149H63V150H60L59 148V150L60 151H56V152H58V154H57V156H56V158H55V160L58 162V164H61L62 166H64V167H67L68 169H66V170H68L69 171V168H70V166L72 165V163H73V159L76 157V156H78L80 153H81V146H80V148L79 147H77V146H75ZM78 144L80 145V143L78 142ZM77 144V145H78ZM98 145V144H97ZM193 145H194V143H193ZM230 145V144H229ZM66 146V147H65ZM96 146V145H95ZM189 146V145H188ZM195 146V145H194ZM225 147V146H224ZM100 148V147H99ZM186 148V147H185ZM221 148V147H220ZM223 148V147H222ZM230 148V147H229ZM94 149H95V147H94ZM223 150V149H222ZM228 150V149H227ZM95 151V150H94ZM98 150H96L95 152H97ZM106 151V149H104V148H100L99 149V152H100V155H101V152H105ZM219 151V150H218ZM99 152H97L98 154H99ZM220 152V151H219ZM54 153V152H53ZM221 153V152H220ZM54 154H56V153H54ZM98 154H94V155H98ZM104 154V153H103ZM105 154H107L106 152H105ZM46 156V155H45ZM51 156V155H50ZM106 156V155H105ZM108 156V155H107ZM233 153L231 152V151H229V152H224V154H220L219 156H217L215 159H212V160H205L204 162H200V163H198V162H196V163H198V165H199V167L201 168V172L199 173V174H197V176L194 178V176H192L194 179H192L191 180V182H192V187L191 188H189V190L186 192V193H184V194H178V195H175L173 198H172V202H171V204H170V206L168 207V209L166 210V212H165V214H164V216H162V218L160 217V221H161V223L163 222V223H165L167 226H168V229H167V234L165 235V233H164V236H162L161 237V250H159V252H158V250L157 251H155L154 252V250H153V248L152 247H150V246H148V245H139V248H137V249H139V251H141V252H144L145 254H146V256H145V258L143 259H141L142 261H141V263L143 264V263H148V264H157V263H159V264H169V262H170V259H169V257H168V255H167V252H171V253H173V254H175V255H181V256H186L188 253H189V251L191 250V248H192V246H193V244L197 241V240H199V239H201L203 236H208V235H212V234H214V233H219V234H221V235H223L224 236V238H225V241H226V247H228V248H231V249H237L239 252H244V253H246L247 255H250L251 256V258H252V262L250 261V264H264V260H258L259 258H258V253H257V248L259 247V246H261L262 245V243L264 242V227L262 228L261 226H262V224L264 223H261V221L258 219V218H256L255 216L254 217H248V216H253V215H258L259 216V214H261L262 212H264V185H263V187L261 186V190H256V191H252L251 189H248L247 187L248 186H246V179H244V181H243V179H242V182H241V184H242V186L241 185H239V187H238V184H237V186L236 187H238L236 190H234V191H230V192H227V194H225L224 193V188L229 184V183H231V182H233V181H235V179H237V176H238V173H236L234 170H235V168L233 167L234 165H236V164H234V162H233ZM53 157H55V156H53ZM83 157V156H82ZM94 158L96 157V156H93ZM141 157V159L139 158L138 160H137V162H136V166H137V168L140 166V167H142L141 165L143 164V160H144V158L142 159V156H140ZM145 157V156H144ZM43 158V160H44V156L42 157ZM146 158H148V161L149 162H153V160L154 159H150L149 160V156L148 157H146ZM154 158V157H153ZM36 159V158H35ZM38 159H40V158H38ZM103 161L99 164V162H98V165L97 166H95V164H94V166H95V168L96 167H98L99 165H100V169L105 165L107 168H106V170H105V167H103L104 168V170H105V172H106V174L109 176H106V174H105V172H104V170L103 169H101V171L103 170V173L105 174L104 176H105V178H107V180H103V181H105L107 184H108V186L110 187V191L108 190V192L109 193H107V194H109L110 196H111V198L113 199V201H112V199H111V202H114V201H116V204L118 205V202H119V200H120V198H121V203H122V200L123 199H126L127 200V197L128 196H131V197H133V196H137V198H133V199H136L135 201L137 202H139V201H145V200H147V198L149 197V194H150V192H152L151 190V188H156V186H158L159 184H162L163 183V181H165L167 178H170V177H178V174L176 173V172H170V170H169V173H163V175H162V178H160V180H159V178H157L159 181L157 182V181H154V180H152L153 182H152V185H151V188L150 189H146V188H144V183L146 182L145 181V179H148V178H151V176H153V175H151V174H153L152 172L151 173H147V174H145V170L143 171H140L139 170V173H137V175H135L134 176V174L132 173V171H133V168H132V171H131V167H130V170L128 169V171H130V173L129 174H133V178H136V183H134V181H133V183H132V181H131V176L132 175H130V177L128 176V174L126 175L125 173H124V171L122 172V171H120V170H114V172H113V174H111V170H112V167H114V164L112 163V159L110 160V159H108L107 157H106V159H105V157H103ZM41 160V159H40ZM78 160H80V158H78ZM82 160H83V158H82ZM152 160V161H151ZM196 160V159H195ZM237 160V159H236ZM144 161H146L147 162V160L145 159ZM200 161V160H199ZM31 162V161H30ZM29 162V163H30ZM34 162V161H33ZM44 162V161H43ZM79 162V161H78ZM77 162V163H78ZM97 161H95V163H96ZM128 162H130V161H128ZM128 162H126V163H128ZM40 163V162H39ZM82 163V162H81ZM88 163V162H87ZM155 163V162H154ZM262 163V162H261ZM133 164V165H134ZM148 164V163H147ZM147 164H145V166L147 167ZM30 165H32L31 167H33L32 168V170H30L31 171V173H32V175H33V177H35L36 175H37V173L40 171V169H41V165L40 166H38V162H37V167H35L36 165L35 164H30ZM82 165V164H81ZM78 166V168H82V166ZM129 165V164H128ZM144 165V164H143ZM151 165H152V168H149V170L151 169V170H153V171H155V173L154 174H157L156 173V171H158V169L156 168V166H158L157 164L156 165H154L153 163H151ZM154 165V166H153ZM61 166V167H62ZM102 166V167H101ZM131 166V165H130ZM163 166V165H162ZM30 167V168H31ZM184 167V166H183ZM234 169H233V168ZM89 168V167H88ZM94 168V167H93ZM129 168V167H128ZM157 170H156V169ZM71 169V168H70ZM109 169H110V173H108L107 171H109ZM118 169V168H117ZM122 169V168H121ZM135 169V168H134ZM144 169H146V168H144ZM165 169V168H164ZM187 169H188V167H187ZM186 169V170H187ZM97 170V168L95 169V172H97L96 171ZM136 170V169H135ZM168 170V169H167ZM185 170V171H186ZM81 171V170H80ZM137 171V170H136ZM172 171V170H171ZM70 172V171H69ZM69 172L67 173V174H69ZM134 172V171H133ZM183 172H184V170H183ZM238 172V171H237ZM101 174H102V172L101 173H99V177H101ZM109 174H111V176L109 175ZM246 174V173H245ZM31 175V176H32ZM103 175V174H102ZM160 175H161V173H160ZM188 175V174H187ZM68 177H67V179H65L66 180V183H65V180L63 181V182H61L62 184H66L67 186H70V185H72L73 184V180H72V178L74 177L73 176V174H69V175H67ZM244 176H246V175H244ZM251 176V175H250ZM258 176V175H257ZM98 177V178H99ZM103 177V176H102ZM148 177V178H147ZM155 177H158V175L156 176V175H154V178ZM159 177H161V176H159ZM188 177H190V174L188 175ZM243 177V176H242ZM255 177V176H254ZM254 177H252V178H254ZM261 177H263L262 175H261ZM94 178H96V177H94ZM109 178V179H108ZM181 178V177H180ZM245 178V177H244ZM249 178V177H248ZM251 178V179H252ZM102 179V178H101ZM104 179V178H103ZM156 179V178H155ZM156 179V180H157ZM182 179V178H181ZM255 179V178H254ZM262 179V178H261ZM56 180V179H55ZM149 180V179H148ZM151 180H149V181H151ZM190 180V179H189ZM264 180V179H263ZM100 181H102V180H100ZM99 181V182H100ZM249 181V180H248ZM57 182V181H56ZM105 182H104V184H105ZM109 182V183H108ZM155 182V183H154ZM239 182V181H238ZM245 182V183H244ZM251 182V181H250ZM103 183V182H102ZM150 183V182H149ZM262 183V182H261ZM61 184V185H62ZM103 184V185H104ZM262 184H264V182L262 183ZM47 185V184H46ZM62 186V187H66L67 189L68 188H71V187H67V186ZM102 185V184H101ZM101 185H100V187H101ZM146 185L148 186V184L146 183ZM145 185V186H146ZM150 186V185H149ZM234 186V185H233ZM109 187H106V189L107 188H109ZM159 187V186H158ZM157 187V188H158ZM235 187V188H236ZM104 188H105V185H104ZM144 188V189H143ZM148 188V187H147ZM185 188V187H184ZM259 188V187H258ZM106 189H104V190H106ZM68 190H71V189H68ZM73 190H71L70 191V193L72 192ZM107 191V190H106ZM180 191V190H179ZM226 191V190H225ZM178 192V191H177ZM104 193V192H103ZM153 193V192H152ZM72 194V193H71ZM136 194H139V196L138 195H136ZM240 194V195H239ZM105 195V194H104ZM69 196V195H68ZM109 197V196H108ZM126 197V198H125ZM172 197V196H171ZM109 199V198H108ZM129 199V198H128ZM140 199V200H139ZM118 200V201H117ZM134 201V200H133ZM93 202V201H92ZM91 202V203H92ZM128 202V201H127ZM120 203V202H119ZM121 203H120V205H121ZM101 204V203H100ZM111 205H112V203H111ZM110 205V206H111ZM120 205H118V207H116V205H114L115 206V211L117 210V208H120ZM95 206V205H94ZM93 206V207H94ZM103 206H104V204H103ZM102 206V207H103ZM105 206H108V205H106V203H105ZM113 207V206H112ZM124 207H126V206H124ZM124 207H123V209H124ZM89 208V207H88ZM90 208H91V206H90ZM89 208V209H90ZM96 208H98V209H96ZM130 208H132V207H130ZM108 209V208H107ZM121 209V208H120ZM119 209V213H121L122 211V209L120 210ZM67 210V209H66ZM66 210H65V212H66ZM79 210V209H78ZM81 211V210H80ZM85 211V210H84ZM87 211V210H86ZM111 211V210H110ZM115 211H114V213H115ZM121 211V212H120ZM68 212V211H67ZM77 212H79V211H77ZM90 214L92 215V219L90 218V217H88V218H90L91 220H93V222H94V224L92 223H89V224H91V226L93 225V228L91 227V229H94V225H96L98 222L99 223H102L101 225H102V227H103V219H105L107 216H105L104 217V214H102L103 213V211L101 212L100 211V207H95V209H93V211L92 210H90ZM104 212H106V211H104ZM113 212V211H112ZM88 213V212H87ZM107 213V212H106ZM123 213V212H122ZM121 213V214H122ZM80 214V213H79ZM116 214V213H115ZM117 214H118V212H117ZM247 214H248V216H247ZM76 215V214H75ZM78 215V214H77ZM87 215H89V214H87ZM110 215H113V214H110ZM90 216V215H89ZM116 216V215H115ZM257 216V217H258ZM94 217V218H93ZM104 217V218H103ZM113 217V216H112ZM111 217V218H112ZM118 217V216H117ZM82 218V217H81ZM98 219H99V221H98ZM101 219V220H100ZM129 219V218H128ZM91 220H90V222H91ZM111 220V219H110ZM102 221V222H101ZM104 221H106V220H104ZM113 222L115 221V220H112ZM160 221H159V223H160ZM108 222V221H107ZM110 223H112V222H110ZM160 223V224H161ZM113 224V223H112ZM111 224V225H112ZM117 224H118V221H117ZM109 225V224H108ZM115 225V224H114ZM114 225H112L111 227L109 226V230H107L106 229V226H107V223H106V225H105V229L107 230V234H106V236H105V238H107V243H109V244H113V243H115L119 238H121V234H122V232H120V231H123V230H121V227H120V230H119V226L117 225L116 227L118 228H116L115 227V229L113 230L112 228H114ZM159 225V224H158ZM163 225V224H162ZM100 226V225H99ZM121 226V225H120ZM240 226H242V228H243V232L241 233V232H239L238 231V229H239V227ZM101 227V228H102ZM96 229H94L92 232H95V230H97V225H96V227H95ZM111 228V229H110ZM159 228V227H158ZM161 228V227H160ZM167 228V227H166ZM104 229V230H105ZM117 229V230H116ZM100 230V229H99ZM156 230V229H155ZM158 230V229H157ZM99 232V231H98ZM101 232V231H100ZM100 232H99V234H100ZM105 232H104V235H105ZM127 232V231H126ZM157 232V231H156ZM90 234V233H89ZM157 234V233H156ZM124 236V235H123ZM123 238V237H122ZM129 240V239H128ZM129 242V241H128ZM15 244V238H14V236H12V235H8V237H7V245L5 246V247H2V248H0V256L1 255H3L4 254V252H5V250H6V247H11L12 245H14ZM56 249V248H55ZM60 249V248H59ZM44 250V249H43ZM62 251V250H61ZM59 251V250H55L54 251V253H53V255L52 256H49V255H51V253L49 254L48 253V255L45 253L44 254V252H43V257H42V259H41V261L43 260V263L44 264H86L87 262L85 261V260H79V259H77V255L75 256V257H73V256H68L67 257V255L65 254V253H63V252H65V250L64 251ZM139 251H137V252H139ZM36 252V251H35ZM40 252V251H39ZM51 252V251H50ZM230 252H232V251H230ZM229 252V255L231 254ZM140 253V252H139ZM235 253V252H234ZM73 254V253H72ZM108 254V253H107ZM246 254H244V256L246 255ZM231 256V255H230ZM230 256H228V259H230L231 257ZM234 256V255H233ZM31 257V256H30ZM38 257V256H37ZM78 257H80V256H78ZM230 257V258H229ZM235 257V256H234ZM32 258V257H31ZM263 258V257H262ZM37 259H40V256L37 258ZM234 258H232V260H233ZM30 260V259H29ZM234 260H236V259H234ZM258 260V261H257ZM37 261V260H36ZM39 261V260H38ZM243 261V260H242ZM35 262V261H34ZM257 262V263H256ZM259 262V263H258ZM36 263V262H35ZM89 263V262H88ZM87 263V264H88ZM230 263V262H229ZM235 263H237L236 261H235ZM234 263V264H235ZM29 264V263H28ZM41 264H42V262H41ZM91 264V263H90ZM233 264V263H232ZM238 264H240V262L238 263ZM249 264V263H248Z\"/></svg>",
	"mask_w": 264,
	"mask_h": 264
}]
</instances>
